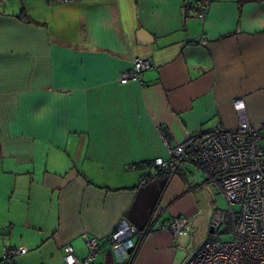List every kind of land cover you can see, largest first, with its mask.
Instances as JSON below:
<instances>
[{"label":"crops","instance_id":"crops-1","mask_svg":"<svg viewBox=\"0 0 264 264\" xmlns=\"http://www.w3.org/2000/svg\"><path fill=\"white\" fill-rule=\"evenodd\" d=\"M191 1L0 3V260L22 245L12 264H65V246L86 255L87 233L93 264H184L206 241L187 247L200 192L217 185L190 159L172 175L144 163L168 158L160 127L172 144L235 129L236 96L264 127V0H211L203 20ZM134 57L151 61L144 85L119 82ZM154 215L118 261L108 234ZM172 217L190 231L157 228Z\"/></svg>","mask_w":264,"mask_h":264},{"label":"built area","instance_id":"built-area-1","mask_svg":"<svg viewBox=\"0 0 264 264\" xmlns=\"http://www.w3.org/2000/svg\"><path fill=\"white\" fill-rule=\"evenodd\" d=\"M5 0H0V3ZM54 3H67L74 0H48ZM211 0H192L190 9L195 18L203 20ZM152 66L147 58L134 57L129 70L119 76L120 83L137 81L144 85V72ZM232 105L237 114L238 124L235 129L226 130L214 127L206 132L189 136L179 144H172L164 129L158 133L168 153V158H156L145 162V166H154L159 170L174 174L181 163L191 160L217 185L228 206L238 204L240 212L234 216L229 211L215 210L210 221L212 232L219 233L226 222L227 215L232 217V230L229 240H206L196 249L184 264H264V127L252 125L243 96L232 98ZM147 177L140 179L146 183ZM156 215L148 225L138 231L127 219H121L108 234L107 242L118 261L128 257V249L134 248L132 238L140 234L145 236L152 230ZM191 220L187 217H172L167 224L157 228L166 229L172 237L189 232ZM86 255L78 258L70 246L63 248L65 264H93L101 251L98 238L87 233L82 235ZM27 252V248L8 246L3 248L2 259L11 260Z\"/></svg>","mask_w":264,"mask_h":264},{"label":"rangeland","instance_id":"rangeland-1","mask_svg":"<svg viewBox=\"0 0 264 264\" xmlns=\"http://www.w3.org/2000/svg\"><path fill=\"white\" fill-rule=\"evenodd\" d=\"M259 144L264 146V140ZM200 193L202 194L200 195L201 202L199 204L200 212L197 217V227L194 228L193 232L190 234L189 245L191 244V239L192 244L190 246L193 244L195 246L201 245L208 239L216 241L229 240L232 230V217L230 215H227L226 222L221 226L219 233L209 231V228L206 225V219L208 221L215 210L229 211L230 208L234 212V216H237L240 212V206L238 204L228 206L223 195L219 192H214L213 190H207Z\"/></svg>","mask_w":264,"mask_h":264},{"label":"water","instance_id":"water-1","mask_svg":"<svg viewBox=\"0 0 264 264\" xmlns=\"http://www.w3.org/2000/svg\"><path fill=\"white\" fill-rule=\"evenodd\" d=\"M190 226H191V225H190ZM210 232H212L211 229H210ZM192 237H193V236H192ZM191 244H192V239H191ZM191 244H190V245H191ZM190 245H189V246H190ZM189 246H187V247H189ZM186 249H187V248H186ZM187 250H188V249H187ZM130 251H131V249H128V252H130ZM193 252H194V251H193ZM189 253H190V255L192 254V252H189ZM190 255H189V256H190ZM186 260H187V259H186ZM186 260H185V261H186ZM185 261H184V262H185ZM0 264H12V263H11V260H3V259H2V260H0Z\"/></svg>","mask_w":264,"mask_h":264}]
</instances>
